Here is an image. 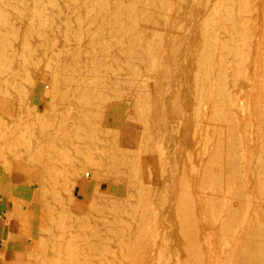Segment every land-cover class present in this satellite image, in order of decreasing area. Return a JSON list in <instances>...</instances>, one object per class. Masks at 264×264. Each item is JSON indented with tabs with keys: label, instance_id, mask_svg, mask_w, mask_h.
<instances>
[{
	"label": "bare ground",
	"instance_id": "obj_1",
	"mask_svg": "<svg viewBox=\"0 0 264 264\" xmlns=\"http://www.w3.org/2000/svg\"><path fill=\"white\" fill-rule=\"evenodd\" d=\"M32 2L35 18L41 16L46 20V4L51 6L55 1ZM78 5V23L66 31L70 40L69 55L62 64L54 66L51 83L57 91L53 102L45 106L46 113L36 112L38 118L57 114L59 123L55 124L57 136H54L60 140L57 142L64 143L62 147H54V142L46 144L47 171L49 163L70 165L80 163L81 157L91 167L100 169L96 153L106 149L108 132L120 130L118 145L110 153L113 163L112 170L109 169H128L124 176L138 193L137 198L148 195L150 200L147 201L148 197L143 202L137 199L130 205L128 200L130 209L124 205L116 204L113 209L110 206L113 213L109 212L118 217L117 224L124 225L128 217L133 228L127 222L131 230L127 225L120 226L121 229L109 227L110 231L105 227L110 237L100 238V235V244L94 243L95 235L90 236L88 232V236L82 233L80 238L71 234L69 256L64 264H174L179 260L184 264L189 260L200 264L205 259V250L199 246L214 239L207 240L208 227L221 222L226 229L224 264H264V28H259L264 23V0H79ZM3 19L10 18L3 16ZM37 19L32 20L34 25ZM41 37L48 41L45 34ZM78 48L84 51L79 52ZM36 56L37 52L35 60ZM110 95L127 101L126 110L130 114L141 112L139 123L130 124L133 119L128 117L112 127L111 116L101 105ZM34 99L32 96L19 102L22 105ZM99 134L104 138L98 139ZM69 142L73 143L70 150L65 146ZM256 149L260 151L257 153ZM52 173L54 177L56 172ZM103 173L105 176L104 170ZM90 174L96 175L92 171ZM152 178L161 180L153 188L150 187ZM209 184L214 189L221 188L219 191L224 194L232 192L234 201L226 202V213L206 228L201 224L204 211L199 215L194 203ZM212 187L210 191L207 189L209 194ZM254 190L256 196L249 194ZM216 192V197L222 194ZM151 195L160 203L158 209L153 204L156 208L153 213L147 210ZM227 198L220 200L224 202ZM78 206L76 209L80 212ZM157 216L165 226L164 231H168L169 243L173 244L170 250L164 241L156 244L153 239L156 246L152 247L148 241L152 239L150 233L159 234L157 226H149L151 231L155 229L152 232L146 228ZM74 218L78 224L83 216ZM160 234L158 240L167 236L160 238ZM6 237L2 235L1 239ZM113 245L120 248L119 254ZM4 261L19 264L17 259L4 258ZM189 264L193 263L189 261Z\"/></svg>",
	"mask_w": 264,
	"mask_h": 264
},
{
	"label": "rangeland",
	"instance_id": "obj_2",
	"mask_svg": "<svg viewBox=\"0 0 264 264\" xmlns=\"http://www.w3.org/2000/svg\"><path fill=\"white\" fill-rule=\"evenodd\" d=\"M31 1L33 0H1L0 1V126H1L0 128V264H6L4 258L5 259L8 258L10 260L17 259L19 264H64L65 260L69 256L68 239L70 238L71 240V236H72L71 234L79 235V238L82 237L81 236L82 233L84 236H88L89 234L90 236L95 235L97 236V238L94 236V240H95V241L93 240L94 243L98 241L100 244L101 242L100 239L98 238L100 235H101L100 238L108 237V236L110 237L109 233L105 231L107 227L108 230L109 227L111 229L113 227L115 229H121L126 227L130 229L129 227H131L132 229L133 224L131 223L130 220H128V217H126L125 224L123 223L124 225L117 224L118 217L112 214L113 210H111V207L113 209V207L117 204V205H124L125 207L130 209L131 206L128 207L127 206L128 204H126V202L129 200L128 202L129 205L130 202L134 204L136 202L135 200L138 199L136 196V194L138 193L134 192L133 188H131V186L128 185L130 181L126 178V176H124L126 175V172H128V169L126 168L123 169L120 167L117 168L116 171L114 169L115 172L111 171L112 170L111 164L113 163L111 158L113 157L110 156V153L112 154V152H114L115 148L118 145V141L120 139L119 135L121 136L120 130H111L110 132H108V130H104V131L101 130L103 131L102 133L107 134L108 132L109 137L105 141L107 142L106 149H104L105 153L104 152L100 154L96 153L95 155V158L101 164L100 169L99 167L98 168L93 166L91 167L90 165L91 163L89 164L88 161H86L81 157L80 159L78 158L81 164L78 163V161L70 165L63 163L62 165L60 163L59 164L49 163L47 166L49 172L47 171L46 168L47 160L45 154L46 144L47 143L52 144L54 142V144H52L54 147L57 146L62 147L64 146L62 145L64 143L57 142L60 140H55V136H57L56 134L57 130L55 129V124L59 123V120H56L58 119L57 114L56 113L53 114V110L49 109V111H51L50 113L53 115L46 114L44 117L38 118L36 116V112L40 111L42 113H46L48 108H45V106L51 105L53 102V95L55 94V91H57V89L53 87L51 83L55 70L54 66L59 65V63L62 64L69 55L67 50H69L70 47L69 46L70 40L68 39V35L66 34V31L68 27H74L78 23L77 21L78 8L80 5H78L79 0H54L55 2L53 5L50 6V4H46L47 12L44 13L46 18L45 20L41 16L39 17V19L35 18L36 15L34 14V9H33V6L35 4L34 2H32L33 3L32 4ZM49 1L45 0L46 3H48ZM47 13L50 14V16L49 15L47 16ZM3 16L9 17L10 19L4 21ZM10 16H13V18L15 17L14 18L15 20ZM34 19L38 20V22L35 25L32 23V20ZM42 20L44 22H41ZM262 26L264 28V23H262L259 26V28H262ZM41 34H45V36H47L48 41L43 40ZM78 51L83 52L84 48H78ZM35 52H37L36 60H35ZM32 96H35V99L32 100V102L25 103L22 105L20 104V102L23 103V101L28 100V98H31ZM106 98L107 99H105V101L101 102V105H104L107 109V113L110 114L111 119H109V123L112 125V127L114 126L115 128V125H118L120 121L121 123L122 121H126L128 117L133 119L132 121L133 123L130 122V124L132 125L139 123L138 121L142 119L141 112L139 114L138 112H136V114L134 113L130 114V112L126 110L128 105L127 101H122L120 98L114 95L112 96L110 95V99L109 97ZM15 107L17 110L15 109ZM13 111H15L14 112L15 114L13 113ZM20 114L22 115V117ZM139 115L141 116V118ZM18 117L21 119L24 118V120H20ZM58 132H60V130ZM60 134L61 132L58 133V136ZM101 136L102 134H99L97 138L103 139L104 137ZM115 136H117L118 138L116 137L114 139L113 137ZM70 145L73 146V143L69 142L65 144L68 150L72 149V146ZM106 151H108V153ZM259 151L260 149H258L257 153ZM257 153L255 152V154ZM107 157H108L107 159L108 161L107 160L105 161V158ZM69 167L70 168L72 167L73 170L72 168L70 169ZM64 168L66 169V172L64 171L65 170ZM85 168L86 170L89 168L87 171L91 169V171L96 175L94 174L91 175L90 174L91 171L86 172ZM119 169L120 170L122 169V171H120L121 173L118 171ZM103 170L106 173L105 176L103 175L104 174ZM52 172H56L54 177ZM57 172L58 175H56ZM122 172L125 173L123 174ZM50 173L52 174V176ZM109 174L112 175V177ZM121 174L122 176H120ZM59 175L60 177H58ZM64 175H67V177H65ZM97 175L100 176L98 177ZM97 179L98 181H95ZM152 179L150 180V187L152 186L151 188L159 185L161 182V180L157 178H152ZM61 180L63 182H61ZM50 185L51 187H48ZM211 187L210 184L206 185V190H204L205 194L201 192L200 193L201 196L199 195L200 197L199 196L196 197L197 199L199 198V200L197 201V199H195V203H194V206L196 205L197 207L196 210L198 211L199 215H201L202 212L204 211L203 213L205 215L203 214L201 215L202 217L204 216L203 217L204 220H202L201 217L200 218H201L202 226L205 225L204 227L206 228L209 225L219 221V219L226 213L225 210L226 202L234 201V196L232 192L230 193L228 192L229 193L228 195L225 192L226 194L225 195L223 191L222 192L219 191L221 190V188H219V190L217 188L214 189L213 188L214 186L212 187V191L210 192L211 194H209ZM124 188L125 190H123L124 192H122V189ZM207 189H209V191ZM215 190L221 192L223 195L219 193V195L216 197L218 193ZM55 192L56 193L59 192V193L55 194ZM256 193H257L256 190H254L249 194H251L252 196L254 194L256 196ZM58 196L60 197L58 198ZM147 197L149 199H147ZM219 197L220 198L228 197V198L227 200L225 199L224 202L223 201L221 202V200L224 199L220 200ZM124 198L126 199L123 200ZM142 199L140 200L138 199L137 201L140 202L146 201L144 199H147L148 201L150 200V196L147 195L146 197H144L143 200ZM73 200L77 201L75 202L77 206L78 203L80 202L79 203L80 208L78 206V209L79 210L81 209L80 212L76 209L77 206H75ZM152 200H154L155 202ZM157 200L158 199L155 196L151 198L152 203L150 202V204L152 206L149 203L147 205V202H144L145 205H147L148 207L151 206L150 208L146 206L147 210H149L148 212L150 213L155 212L154 211L156 210L155 206L158 209L159 206L157 205H159L160 203ZM156 201L158 202V204H155L157 203ZM198 202L200 204H198ZM215 202L216 204L219 202V204L216 205L214 204ZM89 204H91V207L93 205L94 207L92 208L96 211L92 210ZM153 204L155 206H153ZM106 206L109 208H107ZM73 207L75 208L73 209ZM151 209L152 212L150 211ZM218 210L220 211L219 213ZM109 211L112 213H110ZM75 215L83 216L84 221L83 219L77 221L79 226L76 223V220H73L75 219L74 218ZM98 215L100 216L98 217ZM155 215L152 216L155 217ZM216 215L217 216L221 215V216L217 217ZM92 217H94L95 219ZM101 217L103 219H106L108 224L107 223L105 224L106 221L103 220ZM105 217L107 218L109 217V219ZM120 217L122 219L123 217L125 218V216H120ZM153 217H151V220L153 219ZM158 218L159 217L157 216L156 221L152 222L153 224L152 223L149 225L147 224L146 228H148L147 231L149 230L151 231V229H149L151 228L149 227L150 225L151 226L153 225L155 228L157 226V228L159 229L156 230H159V232L158 231L157 232L159 234L161 233L160 238H162V236L167 235L166 232L168 231H164L165 226L164 224L162 225V222H160ZM215 218L217 219V221ZM111 219L112 220L114 219L113 224H111L112 223ZM87 221H89V223ZM86 222L89 224L88 226ZM102 222L104 223L102 224ZM126 222L127 224L130 223V225L128 224L129 227L126 224ZM80 223L83 226L80 225ZM95 223L98 226L95 225ZM222 223L223 222L220 223L221 225H214L208 227V232L210 231L208 235L214 237L210 238V236H208L207 240H211L212 238H214L212 239L213 242L212 240L211 242L207 241V243L205 241L203 245L200 246L198 245L201 248H203L204 246L203 249L205 250L204 251L205 259L200 264H204V262L206 263V261H207L206 264H208V262L209 263L211 262V264H214L215 262H216L215 264H224L226 262V259L224 258L225 250H223L224 240H225L224 233L226 229L224 227V224L222 226ZM114 224H116V227ZM77 226L78 228L82 226L81 228L84 229L80 228L81 230L80 231L77 228ZM89 226L90 228L87 231L86 229ZM93 227L95 228L93 229ZM212 228L216 230L214 231ZM153 230L155 231V229H152V231ZM67 231L70 232V234ZM100 231L102 233L104 232V234H102ZM84 233L85 234L87 233L88 235L87 234L85 235ZM153 233H150L152 239H149L150 236L148 238L149 239L148 241L152 242V244L150 243L151 247L153 245L156 246V244L160 243L161 241L162 242L164 241L165 247H167L166 245H168L167 250H170L172 248L170 244L171 245L173 244L169 243L170 241H168V235L164 237V240L163 239L158 240L159 234H156L155 231L154 234L156 235V237H154L155 235L154 236L151 235ZM2 235L5 237L7 236L5 240L1 239ZM218 237L220 239H218ZM153 239L157 242H155ZM221 239H223L222 241L223 245H221L222 244ZM217 240H219L220 243ZM153 242H155L156 244ZM205 243L206 245H204ZM150 244L148 242L149 246ZM113 246L114 248L116 247V249L114 250L117 252V254H119L120 251L118 250L119 247H117L116 245ZM207 246L210 249H208ZM213 246L216 250L212 248ZM221 246L222 249L219 248ZM169 247L171 248L169 249ZM238 247L239 250L241 248L240 244H238ZM216 251L217 252L219 251L218 252L219 255L218 253H216ZM211 252H212V256H214L215 253L217 254L216 256H214L215 258L214 257L212 258V256H210ZM206 255L209 256V258L206 257ZM220 256L223 257L221 258ZM210 257L212 260L213 259L214 260L213 261L210 260ZM189 261L190 263L195 264L194 263L195 260L194 261L189 260ZM189 261L187 263L185 262V264H189ZM106 264H111V263L106 262ZM174 264H184V263H182V261L179 260L177 261V263ZM196 264L198 263L196 262Z\"/></svg>",
	"mask_w": 264,
	"mask_h": 264
}]
</instances>
